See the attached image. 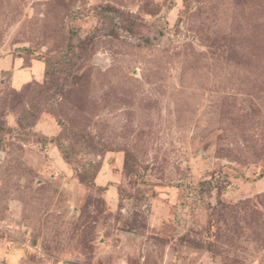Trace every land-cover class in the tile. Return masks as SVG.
Segmentation results:
<instances>
[{
    "label": "rangeland",
    "instance_id": "1",
    "mask_svg": "<svg viewBox=\"0 0 264 264\" xmlns=\"http://www.w3.org/2000/svg\"><path fill=\"white\" fill-rule=\"evenodd\" d=\"M0 264H264V0H0Z\"/></svg>",
    "mask_w": 264,
    "mask_h": 264
}]
</instances>
